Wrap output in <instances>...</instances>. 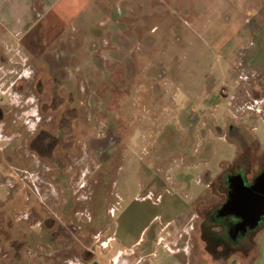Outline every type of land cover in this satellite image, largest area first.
Instances as JSON below:
<instances>
[{
	"label": "rangeland",
	"instance_id": "rangeland-1",
	"mask_svg": "<svg viewBox=\"0 0 264 264\" xmlns=\"http://www.w3.org/2000/svg\"><path fill=\"white\" fill-rule=\"evenodd\" d=\"M29 20L0 33V264H126L131 247L172 264L153 236L187 216L214 256L254 250L264 222L230 239L210 219L230 176L264 170V0Z\"/></svg>",
	"mask_w": 264,
	"mask_h": 264
},
{
	"label": "crops",
	"instance_id": "crops-1",
	"mask_svg": "<svg viewBox=\"0 0 264 264\" xmlns=\"http://www.w3.org/2000/svg\"><path fill=\"white\" fill-rule=\"evenodd\" d=\"M86 1L0 0V33L22 35L32 27V24L36 23L35 20L28 21V19L77 17L84 12ZM47 23L42 29L44 32L50 27ZM23 27L26 31L20 32ZM193 219V216L180 220L170 219L162 224L153 236V243L161 245L166 252L174 255L175 261L172 264H264V227L257 230L253 236L254 250L222 257L214 256L204 250L200 236L195 237L193 233H190L193 230V223H191ZM121 251H126V249H118L116 253ZM127 253L126 264H134L135 261L139 264L148 263L153 254V252L143 250L141 255L128 261V257L135 256V248L131 247Z\"/></svg>",
	"mask_w": 264,
	"mask_h": 264
},
{
	"label": "water",
	"instance_id": "water-1",
	"mask_svg": "<svg viewBox=\"0 0 264 264\" xmlns=\"http://www.w3.org/2000/svg\"><path fill=\"white\" fill-rule=\"evenodd\" d=\"M230 193L221 208L222 214H232L240 220L237 230L245 232L264 220V170L252 183H247L241 174L228 178Z\"/></svg>",
	"mask_w": 264,
	"mask_h": 264
},
{
	"label": "flooded vegetation",
	"instance_id": "flooded-vegetation-1",
	"mask_svg": "<svg viewBox=\"0 0 264 264\" xmlns=\"http://www.w3.org/2000/svg\"><path fill=\"white\" fill-rule=\"evenodd\" d=\"M230 129H231V126L229 127ZM243 174V175H242ZM241 175L244 177V178H246L245 176V174L244 173H242ZM227 180V179H226ZM254 180V179H253ZM228 182V181H227ZM247 183H252L253 181H251V182H248V181H246ZM230 187H229V185L226 187V195H229V193H230ZM228 193V194H227ZM227 198V197H226ZM228 199V198H227ZM226 202V201H225ZM225 203H223V205H224ZM221 209H219L218 211H217V215H215L216 214V212H215V214L213 213V215H212V217H211V219H210V221L211 222H213L214 221V223L216 224V226H217V229H219V228H224L225 229V225L227 226V231H228V234L230 235L229 237H230V239H235L236 238V236L237 235H239L240 233H243L244 235L247 233V232H251L252 230L251 229H247L245 232H242L240 229L239 230H237V228H236V226H237V224L240 222V220L239 219H236L234 222H231L230 221V217H232L231 215H227V214H222L221 213V211H220ZM263 222H264V220H263ZM213 223V224H214ZM257 227V226H256ZM253 229V228H252ZM251 230V231H250ZM247 234H249V233H247ZM219 246H226L225 244H218ZM228 245V244H227Z\"/></svg>",
	"mask_w": 264,
	"mask_h": 264
},
{
	"label": "trees",
	"instance_id": "trees-1",
	"mask_svg": "<svg viewBox=\"0 0 264 264\" xmlns=\"http://www.w3.org/2000/svg\"><path fill=\"white\" fill-rule=\"evenodd\" d=\"M201 238H202V237H201ZM202 240H203L204 242H206L204 237L202 238ZM208 252H209L210 254H212V255L214 254V253L211 252V251H208ZM219 256H221V255H219ZM222 257H224V256L222 255Z\"/></svg>",
	"mask_w": 264,
	"mask_h": 264
}]
</instances>
